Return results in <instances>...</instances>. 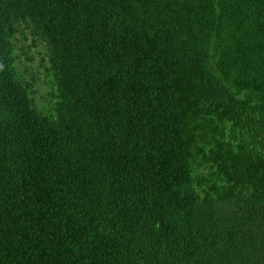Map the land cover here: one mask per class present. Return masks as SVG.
I'll return each instance as SVG.
<instances>
[{
	"label": "trees",
	"instance_id": "16d2710c",
	"mask_svg": "<svg viewBox=\"0 0 264 264\" xmlns=\"http://www.w3.org/2000/svg\"><path fill=\"white\" fill-rule=\"evenodd\" d=\"M0 264H264V0H0Z\"/></svg>",
	"mask_w": 264,
	"mask_h": 264
},
{
	"label": "rangeland",
	"instance_id": "374dc122",
	"mask_svg": "<svg viewBox=\"0 0 264 264\" xmlns=\"http://www.w3.org/2000/svg\"><path fill=\"white\" fill-rule=\"evenodd\" d=\"M20 31L21 33L16 35L13 42L15 66L28 87L31 99L34 100L40 111L47 113L53 104V100L49 96L48 49L41 39L23 26L20 27ZM254 136L253 132L245 136L249 149L252 150L255 145L251 143L250 139ZM255 161L259 165L260 161Z\"/></svg>",
	"mask_w": 264,
	"mask_h": 264
}]
</instances>
